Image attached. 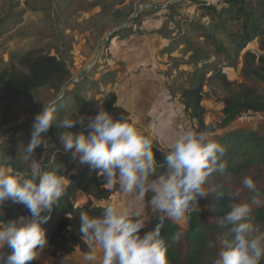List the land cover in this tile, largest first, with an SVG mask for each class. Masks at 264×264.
Returning a JSON list of instances; mask_svg holds the SVG:
<instances>
[{
    "label": "rangeland",
    "instance_id": "374dc122",
    "mask_svg": "<svg viewBox=\"0 0 264 264\" xmlns=\"http://www.w3.org/2000/svg\"><path fill=\"white\" fill-rule=\"evenodd\" d=\"M261 31L264 34V0H226L216 7L197 0H0V71L11 65L26 70L25 54L33 50L62 59L70 71V80L59 90L41 86L0 106V163L26 166L22 152L18 154L30 141L34 116L42 110V101L61 91L64 99L53 125L65 115L83 116V124L75 125L73 132L88 131V119L103 109L109 93L128 111L130 122L154 139V151L166 152L181 129L209 130L225 149L221 157L225 168L206 178L209 193L195 203L203 241L197 245L187 241L184 217L175 223L181 235L174 250L179 264H213L217 249L211 245L218 233L227 231L220 224L230 202L227 193L241 187L246 175L253 176L264 192V119L249 123L237 119L247 110L264 114V109L240 108L228 122L223 111L229 97L234 102L249 96L264 104ZM198 85L208 127L204 129L192 117L193 109L186 108L183 96ZM42 135L47 149L38 147L34 156L54 157L63 163L61 172L69 162L72 165L64 173L67 213L69 203H82L79 188L97 169L81 165L71 152L59 149L49 130ZM160 151L155 153L162 165L158 171L165 172ZM69 184L78 189L67 192ZM250 196L244 189L239 199ZM6 210L29 215L23 205L11 201L0 206V217ZM261 212L264 206L254 207L251 219L264 228ZM2 251L0 264H8L12 249L5 245ZM84 254L77 250L67 257L51 255L47 245L31 264H88Z\"/></svg>",
    "mask_w": 264,
    "mask_h": 264
},
{
    "label": "clouds",
    "instance_id": "9594fccd",
    "mask_svg": "<svg viewBox=\"0 0 264 264\" xmlns=\"http://www.w3.org/2000/svg\"><path fill=\"white\" fill-rule=\"evenodd\" d=\"M64 99L61 91L42 101V110L32 123L30 141L21 146L25 167L15 168L0 163V206L6 201L21 204L29 215L5 222L0 219V261L7 245L12 249L8 264H31L47 247V236L42 225L60 201L68 180L62 173L63 163L54 157L35 150L47 149L44 133L56 124L57 109ZM83 124L84 117L65 115L56 125L62 129L59 139L65 153L71 152L73 160L97 169L109 189L116 188L126 195L124 204L109 202L98 215L87 211L79 214V233L88 243L84 261L88 264H168V242L161 235L166 220L179 223L193 204L205 197L206 178L214 171H223L221 161L225 149L209 130L191 127L181 129L168 145L166 152L156 149L154 139L129 120L124 113L115 117L101 109L88 119V131L73 132L74 125ZM156 151L165 156V172L158 169ZM251 196L240 200L242 190ZM223 193V192H221ZM150 195V199L145 197ZM228 210L220 219L226 232L218 233L213 264H260L264 259V228L254 223V207L264 206V192L257 188L251 175L241 180V187L227 193ZM151 214L158 216L154 229L141 234ZM181 233H175V242Z\"/></svg>",
    "mask_w": 264,
    "mask_h": 264
},
{
    "label": "trees",
    "instance_id": "16d2710c",
    "mask_svg": "<svg viewBox=\"0 0 264 264\" xmlns=\"http://www.w3.org/2000/svg\"><path fill=\"white\" fill-rule=\"evenodd\" d=\"M251 25L255 26L253 22ZM262 39L260 41V48L264 53V34L263 31L260 33ZM264 55V54H263ZM261 60L264 61V56ZM26 70L17 68L14 65L0 71V106H3L6 102L11 99L17 98L21 95L27 94L34 89L41 86H48L53 90H59L63 85H65L70 80V71L62 59L57 58L49 53H43L41 50L29 51L25 54ZM202 87L198 85L194 88L187 89L183 92L185 97L186 108H192V117H194L202 129L208 128L204 118H203V108L201 107V94ZM225 122H228L234 114L240 108L252 107L255 109H264V104L257 100L256 98L246 96L243 99L225 98ZM103 109L113 114L115 117H119L121 114H125L129 117L128 111L117 103L116 96L113 93H109L102 101ZM72 118H77L75 114L71 115ZM77 122L75 125H77ZM74 125V127H75ZM63 131L59 129L56 125H53L49 132L54 140L55 144L59 149H63L61 142L58 140L59 133ZM13 165L18 166L15 162ZM21 168V166H18ZM72 170L71 162L67 164L65 171L61 173L64 175ZM98 171L91 173L85 181L82 182L80 186V191L82 195L87 199V202L83 205L74 207L73 204L67 205L68 212L66 213V203L67 195L63 194L60 201H58L52 208L50 213H44V215L49 216V219L42 225L45 229L48 245L50 246L51 255H67L75 250H79L82 253L88 251V243L85 238H83L79 233V214L81 211H87L90 215H98L104 205L100 204H90L92 200L102 201L107 200L111 195L116 192H120L118 187L109 189L107 185L104 184L102 177L98 176ZM70 183H72L74 175L70 174L68 176ZM78 189L76 184H69L67 192L71 193ZM150 195L145 197V199H150ZM193 211L185 214V219L187 223V230L185 232V237L189 243H201L203 241V234L199 224L198 211L195 208V203L193 204ZM57 214L58 211H61ZM25 212L16 210H6L0 219L8 222L12 219L18 218L21 215H25ZM264 218V213H260ZM159 223V218L154 217L149 224L150 229H154ZM178 232V227L175 223L170 220H166L163 227L161 228V235L164 237L166 242H168L167 247V261L168 264H179V257L174 250V242L170 241L173 234ZM143 234V229L141 230ZM194 254L197 253L195 250Z\"/></svg>",
    "mask_w": 264,
    "mask_h": 264
},
{
    "label": "built area",
    "instance_id": "2783aa9c",
    "mask_svg": "<svg viewBox=\"0 0 264 264\" xmlns=\"http://www.w3.org/2000/svg\"><path fill=\"white\" fill-rule=\"evenodd\" d=\"M197 1L206 7H216V6L222 5L226 2V0H197ZM237 119L241 122L249 123V122H252L254 120H263L264 114L259 112V111L247 110L245 112H242L238 116Z\"/></svg>",
    "mask_w": 264,
    "mask_h": 264
},
{
    "label": "crops",
    "instance_id": "0c3cea01",
    "mask_svg": "<svg viewBox=\"0 0 264 264\" xmlns=\"http://www.w3.org/2000/svg\"><path fill=\"white\" fill-rule=\"evenodd\" d=\"M115 194H119V197H117V199L113 198V196H114ZM82 197H83V198H81V197L79 198L80 201L82 202L80 205H83V204H85V203L87 202V199H86L83 195H82ZM126 200H127L126 195L123 194V193H121V191H120V192H116V193H114L113 195H111L107 200H102V201H94V200H92V201H93L92 204L106 205V204L109 203V202H119V203H121V204H124V203L126 202ZM146 200H147V199H146ZM70 204H73V202H71ZM73 205H74V204H73ZM80 205L75 204L74 207H77V206H80ZM146 211L149 212V219H148V221H147V223H146V227L144 228V229H146L145 231L150 230V228H149L150 221H151L154 217H157V216H154V215L151 214L150 208H146ZM47 245H48V244H47ZM48 247H49V249L51 250V248H50L49 245H48ZM75 251H77V250H75ZM75 251H73L72 253H74ZM78 251H79V250H78ZM72 253H70V254H72ZM70 254L63 255V256H66V257H67V256L70 255ZM57 255H58V256H61V255H59V254H57Z\"/></svg>",
    "mask_w": 264,
    "mask_h": 264
},
{
    "label": "water",
    "instance_id": "95a60500",
    "mask_svg": "<svg viewBox=\"0 0 264 264\" xmlns=\"http://www.w3.org/2000/svg\"><path fill=\"white\" fill-rule=\"evenodd\" d=\"M149 6H150V7H153V5H152L151 3L149 4ZM110 37H111V36H108V38H110ZM62 90H64V88H63Z\"/></svg>",
    "mask_w": 264,
    "mask_h": 264
}]
</instances>
